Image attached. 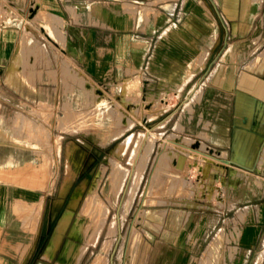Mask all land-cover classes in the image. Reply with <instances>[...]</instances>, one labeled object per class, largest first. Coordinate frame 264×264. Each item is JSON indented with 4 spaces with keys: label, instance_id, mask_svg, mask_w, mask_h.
<instances>
[{
    "label": "rangeland",
    "instance_id": "1",
    "mask_svg": "<svg viewBox=\"0 0 264 264\" xmlns=\"http://www.w3.org/2000/svg\"><path fill=\"white\" fill-rule=\"evenodd\" d=\"M62 17L40 0H0V130L21 149L23 186L21 252L1 248L0 264H264V143L247 164L200 152L177 135L202 129L191 73L166 84L142 76L130 102L137 74L85 73ZM253 25L247 54L264 41V8ZM263 67L264 50L245 66ZM144 210H164L162 221Z\"/></svg>",
    "mask_w": 264,
    "mask_h": 264
},
{
    "label": "crops",
    "instance_id": "2",
    "mask_svg": "<svg viewBox=\"0 0 264 264\" xmlns=\"http://www.w3.org/2000/svg\"><path fill=\"white\" fill-rule=\"evenodd\" d=\"M40 5L67 16L65 49L89 76L137 74L131 82L141 87L130 102L141 100L142 76L166 84L191 73L193 96L201 90L192 103L202 129L191 135L179 128L177 135L197 139L191 146L200 142L202 153H224L223 160L231 156L247 164L258 158L264 143V67L258 72L245 66L264 50V41L248 54L242 43L251 28L257 29L253 20L263 13L264 0L259 7L257 0H40ZM5 134L0 130V249L18 245L21 252L16 207L23 187L21 149ZM253 237L239 235L240 244L250 248Z\"/></svg>",
    "mask_w": 264,
    "mask_h": 264
},
{
    "label": "bare ground",
    "instance_id": "3",
    "mask_svg": "<svg viewBox=\"0 0 264 264\" xmlns=\"http://www.w3.org/2000/svg\"><path fill=\"white\" fill-rule=\"evenodd\" d=\"M34 8V7H33ZM3 46V45H2ZM2 49V48H1ZM1 52V51H0ZM14 64V63H13ZM13 64H12V66H13ZM10 67H11V65H10ZM13 68V67H12ZM10 73V72H9ZM7 134V133H6ZM5 134V135H6ZM6 137H7V135H6ZM14 141H16V140H14ZM126 143V139L124 140V141H122L119 145L120 146H123L124 144ZM264 157V150H263V153H262V157L261 158H263ZM263 164V163H262ZM7 176H8V174H7ZM21 177V176H20ZM19 179V178H18ZM163 214H164V210H162V212H158V213H153V212H148V211H146V210H144L143 212H140L139 211V213H138V215H142V216H146V217H149L150 219H153V220H158V221H162V217H163ZM139 216H137V218H138ZM136 218V219H137ZM141 219V218H140ZM67 221H68V215H65L64 217H62V219H61V222H60V228L61 227H63L66 223H67ZM157 224H158V222H156ZM159 225V224H158ZM158 225H156L157 227H159ZM32 234H35V232H34V230H33V232H31ZM246 236V235H245Z\"/></svg>",
    "mask_w": 264,
    "mask_h": 264
}]
</instances>
